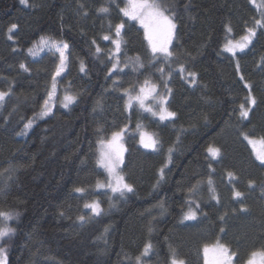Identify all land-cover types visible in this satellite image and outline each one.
<instances>
[{"label": "trees", "instance_id": "1", "mask_svg": "<svg viewBox=\"0 0 264 264\" xmlns=\"http://www.w3.org/2000/svg\"><path fill=\"white\" fill-rule=\"evenodd\" d=\"M159 3L175 13L174 57L153 66L142 27L118 11L125 0H0V91L9 92L0 105V211L12 214L6 223L0 219V227L15 229L0 242L7 264H135L148 241L153 249L144 264H170L173 252L184 264H203V246L217 240L237 252L241 263L252 251L264 249V166L241 135L264 137V29H257L252 43L235 57L224 50L228 28L235 35L245 34L253 18H261L264 1ZM101 6L109 13L98 12ZM121 22L126 41L121 67L125 59L139 57L144 68L133 71L130 64L109 74L108 52L114 45L102 36L114 38L109 23ZM14 23L18 27L9 39ZM42 36L69 45L67 69L46 117L39 114L60 58L49 50L38 58L29 54ZM180 65L185 74L178 73ZM157 67L164 68V77ZM169 72L168 108L175 118L160 121L138 106L125 109L123 89L149 78L164 93ZM187 72L196 74L195 83ZM65 93L76 97L67 108L61 103ZM250 95L256 105L243 119L239 106L248 108ZM29 121L32 127L26 129ZM138 123L159 141L157 150L139 143ZM125 125L123 172L134 191L121 197L96 187L107 180L97 155L98 141ZM209 146L219 148L220 157L213 159ZM228 172L237 178L232 183ZM209 178L219 202L211 198ZM193 185L198 191L190 194ZM233 185L242 198H234ZM189 199L202 210L195 220L183 218ZM96 200L103 209L99 216L84 207Z\"/></svg>", "mask_w": 264, "mask_h": 264}, {"label": "snow or ice", "instance_id": "2", "mask_svg": "<svg viewBox=\"0 0 264 264\" xmlns=\"http://www.w3.org/2000/svg\"><path fill=\"white\" fill-rule=\"evenodd\" d=\"M256 0H252V3L255 4ZM21 3L27 4V0H21ZM260 7V19L253 18V26L246 29V34L242 36L238 41L227 40L224 45L225 51L232 54L233 57L236 56L237 52H243L244 49L252 43V40L257 35V29H264V5ZM83 8V5H81ZM118 11L122 14L123 17H126L129 21H136L142 27L144 32V38L148 43L150 48L151 55L153 57L152 64L155 66V63L160 59H163L164 63H168L173 57L174 53L170 50V45L172 39L175 36L176 23L174 22L175 13H170V10L163 7L159 0H125V7L119 8L117 5ZM98 12L108 14L110 9L108 7L101 6L97 9ZM87 15V13H85ZM17 25L14 23L8 29L9 39L12 38V33L17 29ZM114 28V38L112 35L105 34L102 36V40L111 41L114 45V48L108 52L109 61L112 64L111 69H109V74L113 72H122L123 68L129 67L132 65L133 71L138 69H143L144 65L140 62V58L136 57L134 60L125 59L123 61V67H121L122 61L120 59L122 52V45L126 44V41L122 39V32L125 29V24L123 22L116 25L109 23L110 31ZM228 32H231V28H228ZM95 44V41H93ZM69 48V45L66 42L58 41L50 37H40L37 43H34L31 48L28 49V52L31 56L35 57L37 54L44 49L49 51H55L59 53L60 63L55 70V74L51 79V91L48 93V100L44 102L42 106V111L39 114L41 117L49 116L52 113V108L54 103L50 104V101H54L56 92H57V78L67 69V56L66 50ZM102 50L99 45L96 46V52L100 53ZM21 69L23 71H29V69L21 64ZM236 67L239 68V62L237 61ZM84 64L81 62V71H84ZM156 71L160 74L161 77L165 76V70L163 67H157ZM178 73L185 74V68L183 65H180L178 68ZM195 73L187 72L186 77H191V83H195ZM243 79V77H241ZM171 80V73L167 74V80L164 81V93L159 92V85L153 83L149 78L144 79L142 83H137L132 85L130 88L123 89L124 95L127 97L125 103V109L131 110L133 104L135 103L139 109H142L145 112L150 113L153 117H159L160 121L171 120L176 117V113L170 111L168 108L169 97L171 96L172 90L167 87V81ZM113 84H118L117 80H113ZM249 92L251 86H247ZM135 93V94H134ZM9 96V92L0 91V104L3 103L5 97ZM76 97L65 93L61 103L65 108L72 102H74ZM249 107L246 108L244 104H241L240 107V116L243 119L249 117L251 107L256 105V99L254 96H249L246 98ZM151 101V103H148ZM32 127V121H29L25 126L26 129ZM137 130H139L140 140L139 143L143 145L144 148H151L157 150L159 141L156 140L151 134L142 130V125H136ZM127 131V125L121 128L119 131L111 133L110 138L107 140L101 139L98 141V155H97V164L100 168H103L108 173L109 182L107 184L97 183V188H108L113 193H119L121 197L125 193H131L134 191L133 185L126 182L125 177L120 174L121 165L123 164L124 152L127 149L123 146V138ZM245 140L252 145L253 150L256 153V159L264 166V150L256 148L257 141L250 137L247 133H241ZM261 145H264V137L259 140ZM207 151L211 154L213 159L220 157L221 151L217 147L209 146ZM169 157L168 161L171 162V153L172 149L169 148ZM209 167H211L209 165ZM164 168L160 169V178L163 179ZM229 183H232L233 180L237 179L232 172L227 173ZM10 178V177H9ZM159 183V181H158ZM208 190L211 193V198L219 202V196L215 191L213 182L211 178L207 181ZM254 182L249 181V186H253ZM76 192H85L84 188H76ZM198 191V186L193 185L189 189L190 194H194ZM233 195L234 198L240 199L243 197V193L236 190L233 185ZM187 212L184 213L183 218L186 220H195L197 219V212L202 211L200 205L195 200L189 199L186 201ZM194 205V207H193ZM85 208L91 209L92 213L96 216L101 215L103 209L98 200L91 203L85 204ZM162 207V205H161ZM18 216V213L16 214ZM0 219L5 223L12 219V214L5 211H0ZM223 220V217L220 218ZM79 220L81 222H86L84 216H80ZM151 231V229H149ZM223 232V229H221ZM15 229L11 227H0V242L4 241L5 237H11L14 235ZM153 245L151 241L145 243L140 255L135 257V264H144L145 258L149 256L152 252ZM203 257L205 264H235V261L238 259V253L231 250L228 246L216 241L213 245L209 246L205 244L202 248ZM0 264H7V250L2 243H0ZM170 264H184L183 260L176 259V255L173 252ZM245 264H264V249L252 251L249 254L248 259Z\"/></svg>", "mask_w": 264, "mask_h": 264}, {"label": "rangeland", "instance_id": "3", "mask_svg": "<svg viewBox=\"0 0 264 264\" xmlns=\"http://www.w3.org/2000/svg\"><path fill=\"white\" fill-rule=\"evenodd\" d=\"M160 1V0H159ZM257 1V4L259 5V4H262L263 3V1L264 0H256ZM175 22V21H174ZM138 23V22H137ZM176 23V22H175ZM176 31V30H175ZM246 34V33H245ZM245 34H243V35H235L233 32H230V35H229V37H228V39L227 40H234V41H238L242 36H244ZM175 35H176V32H175ZM51 38V37H50ZM174 38H175V36H174ZM174 38L172 39V42H171V45H170V48H171V46H172V44H173V41H174ZM53 39V38H52ZM39 41V39L37 40V42ZM36 42V43H37ZM33 46V45H32ZM225 50V49H224ZM67 51V50H66ZM46 52H48V49H44L43 51H41V52H39L38 54H37V56H35L36 58H38L39 56H41V55H43L44 53H46ZM239 52V51H238ZM66 54V53H65ZM63 75V74H62ZM61 75V76H62ZM57 81H60V77H58L57 78ZM58 92V91H57ZM57 92H56V96H57ZM56 96H55V98H56ZM55 99H54V101H50L49 103L50 104H53L54 103V106H55ZM148 103H151V101H148ZM1 105V104H0ZM133 106L134 107H136L137 105L134 103L133 104ZM54 108V107H53ZM53 108H52V110H53ZM142 110V109H141ZM142 130L143 131H145V132H147V133H149V134H151L153 137H154V135L148 130H146V129H144V128H142ZM127 131H126V133H125V135H124V138H123V141H122V143H123V146L127 149V145H128V141H127ZM111 136V135H110ZM110 136H108V137H106L105 138V140H107L108 138H110ZM137 136L139 137V140H140V134H139V130H138V132H137ZM253 139H255L256 141H257V144H256V148L257 149H260V150H264V145H261L260 143H259V140L261 139V138H253ZM249 145H251V144H249ZM252 146V145H251ZM142 147H143V145H142ZM144 148V147H143ZM253 148V147H252ZM144 149H146V150H148V149H151V148H144ZM254 151V150H253ZM126 155H127V151H125L124 152V156H123V160H124V162H123V164L121 165V169H120V174L121 175H123L124 176V172H123V166H124V164H125V159H126ZM254 156H256V153H255V151H254ZM105 172H106V170H104ZM107 173V172H106ZM125 177V176H124ZM126 180V179H125ZM109 182V179H108V173H107V180L106 181H104V182H101V183H103V184H107ZM100 183V182H99ZM100 189H107V188H100ZM110 190V189H109ZM113 193V192H112ZM220 242V241H219ZM216 243V242H215ZM220 243H222V244H224V245H226L224 242H220ZM214 243H212V244H209V246H211V245H213ZM259 250H261V249H259ZM257 251V250H256ZM177 259V258H176ZM179 260V259H178ZM203 264H205V262H203ZM235 264H245V262L244 263H241V262H239L238 260H236L235 261Z\"/></svg>", "mask_w": 264, "mask_h": 264}, {"label": "clouds", "instance_id": "4", "mask_svg": "<svg viewBox=\"0 0 264 264\" xmlns=\"http://www.w3.org/2000/svg\"><path fill=\"white\" fill-rule=\"evenodd\" d=\"M65 72H66V71H65ZM65 72H64V73H65Z\"/></svg>", "mask_w": 264, "mask_h": 264}]
</instances>
